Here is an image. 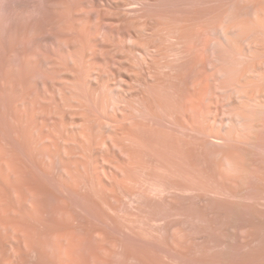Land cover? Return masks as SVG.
<instances>
[{
    "label": "rangeland",
    "instance_id": "obj_1",
    "mask_svg": "<svg viewBox=\"0 0 264 264\" xmlns=\"http://www.w3.org/2000/svg\"><path fill=\"white\" fill-rule=\"evenodd\" d=\"M0 264H264V0H0Z\"/></svg>",
    "mask_w": 264,
    "mask_h": 264
},
{
    "label": "bare ground",
    "instance_id": "obj_2",
    "mask_svg": "<svg viewBox=\"0 0 264 264\" xmlns=\"http://www.w3.org/2000/svg\"><path fill=\"white\" fill-rule=\"evenodd\" d=\"M252 5H253V4H252ZM253 6H254V5H253ZM249 7H251V5H250ZM246 8H248V7H246ZM249 9L252 10L253 8H252V9L249 8ZM217 29H218V28H217ZM219 30H220V29H219ZM231 31H232V30H231ZM231 31H230V29H229V31H227V32H231ZM225 33H226V32H225ZM143 46H145V45H142V48H143V51L146 52V50H148V48L146 47V48H145L146 50H144V47H143ZM138 47H140V46H138ZM140 48H141V47H140ZM140 48H138V49H140ZM142 48L140 49V50H141L140 53L143 52V51H142ZM148 52H149V51H148ZM142 55H143V53H142ZM144 55H146V54L144 53ZM235 117H236V116H235ZM235 122H237L236 124H238V120H237L236 118H235Z\"/></svg>",
    "mask_w": 264,
    "mask_h": 264
}]
</instances>
